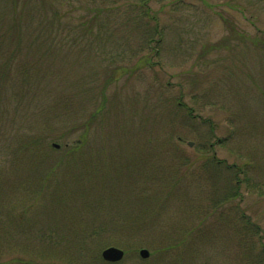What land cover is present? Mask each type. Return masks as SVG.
<instances>
[{"label": "rangeland", "instance_id": "1", "mask_svg": "<svg viewBox=\"0 0 264 264\" xmlns=\"http://www.w3.org/2000/svg\"><path fill=\"white\" fill-rule=\"evenodd\" d=\"M38 1L0 0V264H244L264 189L212 203L229 165L264 186V0Z\"/></svg>", "mask_w": 264, "mask_h": 264}, {"label": "trees", "instance_id": "2", "mask_svg": "<svg viewBox=\"0 0 264 264\" xmlns=\"http://www.w3.org/2000/svg\"><path fill=\"white\" fill-rule=\"evenodd\" d=\"M16 1L17 0H12V3L15 4ZM141 1L142 0H138L135 2V4H137V5L139 4L141 7L142 6ZM25 2H28V0H25ZM37 2H39V1L37 0ZM142 3L147 4V0L142 1ZM28 4H27V6H29V9L32 10L33 6L28 5ZM131 5L132 4L127 5L128 10L130 12H131ZM27 6H25V8H27ZM110 7H107L108 9L104 12L105 15L103 14L104 15L103 18H100L99 16H97L98 13H96L91 18L90 23L94 22L96 24V26H100V29L102 31H103V29L105 30L106 24H104V23H106V19L109 18L110 12L118 11L117 9H115V6H112L114 9L113 11L111 10L112 8H110ZM55 13H56L55 14L56 20L60 21L61 20L60 19V12H55ZM147 13L149 14V9L143 15V18L146 19V22H144L145 26H146L145 27L146 30L143 29L141 31V39L143 41H146L149 43L148 49L150 51H154L152 49V43L160 44L161 41L163 40V34H162V31L160 30V25L158 24V17L156 16V14H154V15L149 14L148 15ZM29 15L32 16L31 11L29 12ZM104 17H105V19H104ZM109 23H111L110 20H109ZM101 30H99V33H102ZM156 53H157V51H156ZM155 56H157V55L155 53H153L152 56L147 57L145 65L150 67V68L152 66H154L152 59ZM187 115L189 117H191L190 112H188ZM84 128H85V126H84ZM87 134H88V132L85 131L83 133V138H85L87 136ZM220 141L223 142V140H220ZM220 141H218V142H220ZM216 144H219V143H216ZM212 160H215V158H213V159L210 158V161H212ZM218 164L208 163L207 166L212 168L213 169L212 172L215 173V170L226 166L224 164V165H219V166H221V167H219ZM247 165L248 164H244V165L234 164L232 166L229 165L226 167L229 171H232L231 175H233V179H231V178L229 180L227 179L228 182H227V187L225 188V191H224V195H221L220 197L216 198L213 201V203H212V214L213 213L216 214L219 208H222V206H225L228 202H232L234 199L241 198V200H242V198H243L242 190L245 188V185L247 186L246 189L253 188V189H257L258 192L261 191L262 189H264V186H262L261 184H256L257 181H255L256 186L253 187V182H252V186H251V184H250L251 180L249 178L250 174H249V170L247 169ZM100 213L104 216L105 224H106L105 227H107V228L112 227V229L116 232L126 231L129 228V226H131L130 223L132 222V218L129 219L128 216L118 218L117 214H113L112 211H108V210L105 211V209ZM132 213H137V215L138 214L141 215V217H139V222L141 224H143V223H145V220L147 218L146 216L149 215L150 212L142 211L140 213H138V212H132ZM137 215L136 216L133 215V219H136ZM246 226H250V224L247 222ZM256 230H257V228H255V229L249 228L247 230V233L251 234V236L254 237V236L258 235V232ZM185 234H186L185 231L181 233V239H180L181 241L179 240V242H178L181 245L183 244L182 237ZM247 240H250V239H247ZM256 248H258V249H256ZM243 256L247 257V261L244 264H264V245L262 244L261 238H257V240H254V241L251 240L250 244H248V246L246 248H243Z\"/></svg>", "mask_w": 264, "mask_h": 264}, {"label": "water", "instance_id": "3", "mask_svg": "<svg viewBox=\"0 0 264 264\" xmlns=\"http://www.w3.org/2000/svg\"><path fill=\"white\" fill-rule=\"evenodd\" d=\"M192 145L193 144L190 143V146ZM139 256L141 259L147 260L150 257V253L148 250L142 249L139 252ZM124 257H125L124 251L116 247H109L102 252V259L108 263H119L124 259Z\"/></svg>", "mask_w": 264, "mask_h": 264}]
</instances>
